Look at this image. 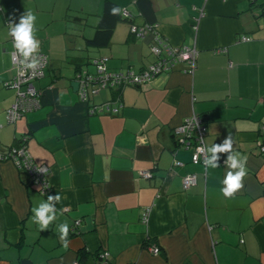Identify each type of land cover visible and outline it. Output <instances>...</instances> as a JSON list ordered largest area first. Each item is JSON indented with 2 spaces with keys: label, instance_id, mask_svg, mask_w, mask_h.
<instances>
[{
  "label": "crops",
  "instance_id": "obj_1",
  "mask_svg": "<svg viewBox=\"0 0 264 264\" xmlns=\"http://www.w3.org/2000/svg\"><path fill=\"white\" fill-rule=\"evenodd\" d=\"M105 1L0 0V152L24 143L50 186L42 194L23 168L0 161V264H100L101 251L106 264H264V0H111L130 17L95 46ZM28 10L47 55L33 82L40 105L8 122L16 91L4 85L15 74L7 20ZM145 22L173 46H195L193 73L179 64L81 101L71 83L84 67L93 72L94 58L107 56L112 71H138L155 59L150 39L129 31ZM108 101L121 104L117 112L89 113ZM192 114L206 125L205 146L230 135L247 157L243 188L230 199L220 191L228 154L207 168L176 141L174 128ZM188 173L197 182L184 189ZM57 193V218L40 231L32 209ZM64 222L67 248L58 232Z\"/></svg>",
  "mask_w": 264,
  "mask_h": 264
},
{
  "label": "built area",
  "instance_id": "obj_2",
  "mask_svg": "<svg viewBox=\"0 0 264 264\" xmlns=\"http://www.w3.org/2000/svg\"><path fill=\"white\" fill-rule=\"evenodd\" d=\"M122 17L129 18L130 13L126 7L121 10ZM12 20H7V25ZM19 22V20H14ZM130 33L137 39L149 38V49L155 56V59L142 69L135 71L126 69L123 71H112L107 67V56H99L92 60L94 67L93 72L88 70H79L75 74L77 81V93L81 101H88L91 95L98 94L100 89L112 87L137 86L147 83L161 73H167L176 69L182 64L181 70L187 73H193L196 65L197 49L195 46L180 45L173 46L169 44L158 31L155 23H131L129 27ZM247 40V37H242ZM12 42V39L10 37ZM15 49L12 42L11 59L15 67V74L4 85L12 87L16 91L14 102L6 110V118L8 122H15L21 115L29 110L35 109L40 105V93L33 85V82L44 75V69L47 64V55L39 52L38 64L34 69H23L18 62L13 60ZM121 104L113 105L112 102H104L100 105H92L89 108L90 114L102 112H117ZM206 134V125L201 117L192 114L187 117L180 125L174 128V135L179 145L192 149V161L202 162L204 164L205 155L198 152L201 146H205L204 137ZM260 153L264 154V140L260 142L258 147ZM198 156V161L193 157ZM10 160L15 166L23 168L31 183L37 185L38 191L45 194L49 191V182L46 177L47 168L33 161V158L24 143L12 145L4 152H0V161ZM175 165H180V161L175 160ZM142 178L149 179L152 173L149 170H141L138 172ZM182 187L188 189L197 182L195 173H188L182 176ZM143 219H147L146 212ZM79 221H75L77 225ZM150 252L156 254L159 251L157 246L148 247ZM108 253L101 251L97 254L100 264L107 263ZM72 264H82L78 260H74Z\"/></svg>",
  "mask_w": 264,
  "mask_h": 264
},
{
  "label": "clouds",
  "instance_id": "obj_3",
  "mask_svg": "<svg viewBox=\"0 0 264 264\" xmlns=\"http://www.w3.org/2000/svg\"><path fill=\"white\" fill-rule=\"evenodd\" d=\"M121 12L119 7L110 9V14L117 15ZM36 14L31 11H25L19 18V22L12 20L8 23V35L11 37L15 54L13 60L18 62L23 69H34L38 64V55L40 41L36 38ZM198 152L205 155L204 165L207 168L215 169L219 167L218 154L227 153L225 163L227 171L221 183L224 185L220 191L226 199H230L239 190L243 188V179L247 175V157L233 150V139L229 135L220 144H212L211 146H201ZM194 160L198 161L199 157L194 156ZM62 200V196L49 195L46 201H42L38 206L32 209L33 222L39 226L40 231L48 229V226L56 220L57 209L56 204ZM59 240L64 248L68 247L69 225L67 222L58 226Z\"/></svg>",
  "mask_w": 264,
  "mask_h": 264
},
{
  "label": "trees",
  "instance_id": "obj_4",
  "mask_svg": "<svg viewBox=\"0 0 264 264\" xmlns=\"http://www.w3.org/2000/svg\"><path fill=\"white\" fill-rule=\"evenodd\" d=\"M144 5H146L145 2H144ZM113 7H119L121 10L122 8H124V7L118 6L116 3H114L111 0L105 1L102 14L96 25L95 34L93 38L90 40V42L95 46H104L109 42L114 26L118 20H121V19L128 20V18L122 17L121 12L117 15L110 14V9ZM144 12L146 14L149 13L147 9L144 10Z\"/></svg>",
  "mask_w": 264,
  "mask_h": 264
},
{
  "label": "water",
  "instance_id": "obj_5",
  "mask_svg": "<svg viewBox=\"0 0 264 264\" xmlns=\"http://www.w3.org/2000/svg\"><path fill=\"white\" fill-rule=\"evenodd\" d=\"M71 85H72L73 89L76 91L77 90V81H73L71 83Z\"/></svg>",
  "mask_w": 264,
  "mask_h": 264
},
{
  "label": "rangeland",
  "instance_id": "obj_6",
  "mask_svg": "<svg viewBox=\"0 0 264 264\" xmlns=\"http://www.w3.org/2000/svg\"><path fill=\"white\" fill-rule=\"evenodd\" d=\"M86 68L84 67V70H85ZM94 70V69H93Z\"/></svg>",
  "mask_w": 264,
  "mask_h": 264
}]
</instances>
